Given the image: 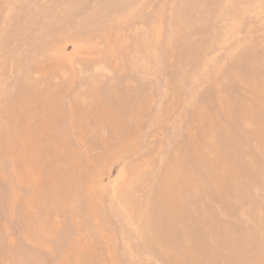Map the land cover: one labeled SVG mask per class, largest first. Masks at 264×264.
Returning a JSON list of instances; mask_svg holds the SVG:
<instances>
[{
	"label": "rangeland",
	"instance_id": "374dc122",
	"mask_svg": "<svg viewBox=\"0 0 264 264\" xmlns=\"http://www.w3.org/2000/svg\"><path fill=\"white\" fill-rule=\"evenodd\" d=\"M0 264H264V0H0Z\"/></svg>",
	"mask_w": 264,
	"mask_h": 264
}]
</instances>
